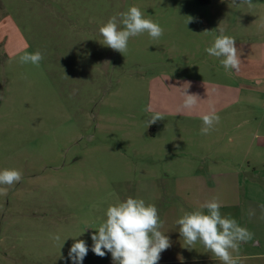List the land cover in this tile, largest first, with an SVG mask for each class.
<instances>
[{"label":"rangeland","instance_id":"rangeland-1","mask_svg":"<svg viewBox=\"0 0 264 264\" xmlns=\"http://www.w3.org/2000/svg\"><path fill=\"white\" fill-rule=\"evenodd\" d=\"M199 3L0 0V170L23 174L6 196L0 195V264H73L68 253L75 237L89 249L82 264H114L106 250L104 257L91 251V236L108 205L129 196L158 209L160 230L171 241L158 264H220L199 243L187 248L176 224L183 211L213 197L228 205L221 207L222 215L264 239V199L255 189L264 190L263 173L248 175L251 190L236 189L235 174L225 179L205 170V163L217 159L198 147H190L196 160L181 155L179 166L165 167L176 160L166 153L161 168L147 169L149 153L175 142L178 151H186L192 141L206 143L207 135H201V123L173 120L174 127L152 137L147 85L163 60L156 40L147 33L132 37L124 54L102 44L99 27L131 6L160 22L169 15L161 14L169 11L164 9ZM252 4L264 8V0ZM25 50L42 53L39 67L19 62ZM187 160L196 167L184 165ZM248 195L257 203L246 214ZM263 246L258 253L241 251L239 264H264Z\"/></svg>","mask_w":264,"mask_h":264},{"label":"crops","instance_id":"crops-1","mask_svg":"<svg viewBox=\"0 0 264 264\" xmlns=\"http://www.w3.org/2000/svg\"><path fill=\"white\" fill-rule=\"evenodd\" d=\"M236 2L200 0L198 7H172L161 13L169 14L164 21L158 22L164 29V34L156 40L157 51L162 53L160 58L163 60L159 66L161 70L151 76L147 85L146 111L152 115L159 112L164 119L161 124H152V137L157 138L162 129L174 127L171 126L173 120L202 124L200 117L213 109L221 119L207 134L206 143L196 145L192 141L186 151L180 152L177 150L180 142H175L170 147L173 150L164 144L160 151L149 153L153 157L147 169L161 168L160 157L166 153H171L176 160L165 167L179 166L181 155L196 160L197 155L190 147H198L200 150L207 148L208 157L217 159L205 163V170L218 171L225 179L235 174L236 189L243 186L251 190L248 175L264 174V8ZM187 14L193 22L186 24ZM221 30L236 40L242 62L239 71H226L218 58L205 51ZM0 37H3L1 33ZM2 40L0 38V44ZM185 89L200 99L192 111L180 107ZM193 160H187L184 165L196 167ZM255 189L261 191L264 199V190ZM246 199L250 202L247 214L257 201L250 195ZM262 245L264 239L254 234L252 241L241 245L239 253L248 250L258 253L257 249ZM200 250L206 251L203 246Z\"/></svg>","mask_w":264,"mask_h":264},{"label":"clouds","instance_id":"clouds-1","mask_svg":"<svg viewBox=\"0 0 264 264\" xmlns=\"http://www.w3.org/2000/svg\"><path fill=\"white\" fill-rule=\"evenodd\" d=\"M232 3L237 4L236 0H232ZM239 4L253 6L252 0H239ZM190 22H193V18L187 17L186 24ZM99 33L104 46L124 54L128 51L130 38L147 33L152 40H158L164 34V29L158 22L147 18L139 7L131 6L126 11L110 17L99 27ZM235 43V38L225 35L221 30L205 51L208 55L218 58L226 71H239L242 62ZM43 59L40 51L29 53L25 50L19 55L21 64L30 63L36 67H39ZM186 89L182 93L184 98L180 107L181 110L192 111L196 109L200 99L195 94H188ZM163 119V115L156 112L150 117L149 125ZM200 119V133L207 135L220 123L221 118L213 109L203 114ZM22 178L23 174L18 169L0 170V195L6 196L9 189ZM221 207L220 201L213 197L200 204L196 210H182L183 214L176 220V224L187 248L192 249L199 243L220 264H239L240 247L252 241L254 233L241 226L236 219L222 215ZM261 208L264 209V205H261ZM252 214L254 213H250ZM162 226L155 204L131 196L123 201L117 200L108 205L105 218L92 234L91 251L99 257H104L106 250L111 253L114 264H158L161 253L171 247L169 237L160 230ZM75 238L68 257L73 264H82L89 249L84 240ZM53 239L59 241L61 237L56 234Z\"/></svg>","mask_w":264,"mask_h":264}]
</instances>
